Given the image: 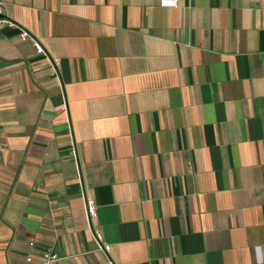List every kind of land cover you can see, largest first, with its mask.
<instances>
[{"label": "crops", "instance_id": "0c3cea01", "mask_svg": "<svg viewBox=\"0 0 264 264\" xmlns=\"http://www.w3.org/2000/svg\"><path fill=\"white\" fill-rule=\"evenodd\" d=\"M169 1L0 0V264H264V0Z\"/></svg>", "mask_w": 264, "mask_h": 264}, {"label": "built area", "instance_id": "2783aa9c", "mask_svg": "<svg viewBox=\"0 0 264 264\" xmlns=\"http://www.w3.org/2000/svg\"><path fill=\"white\" fill-rule=\"evenodd\" d=\"M177 3V0H171L168 3L165 4V6L168 7H174ZM0 25L8 26L9 28H13L18 30L19 37L21 41L25 42L30 40L39 55L44 54V50L39 42H37L25 29L20 28L18 25H16L14 22L8 21L2 17V12L0 10ZM53 67L58 66V61L54 60L52 62ZM54 74L55 70H54ZM71 155L75 158L76 157V151H72ZM85 214H86V223L89 227V229L93 233V237L97 246V251L99 253H102L108 261V264H114L113 261L109 258V246L104 243L102 235L93 229L92 222L97 217V209L94 204V202L91 199H86L85 201ZM28 247L30 250L35 249V244L33 242H30L28 244ZM61 258L57 254V252L54 250L53 247H46L45 249L41 250L38 256V264H60ZM26 264H33L34 257L32 255H28L25 259Z\"/></svg>", "mask_w": 264, "mask_h": 264}]
</instances>
